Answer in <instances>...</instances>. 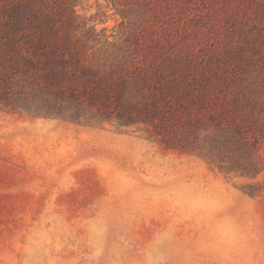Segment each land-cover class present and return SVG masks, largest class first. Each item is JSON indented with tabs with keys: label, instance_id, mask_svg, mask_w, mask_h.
Segmentation results:
<instances>
[{
	"label": "trees",
	"instance_id": "1",
	"mask_svg": "<svg viewBox=\"0 0 264 264\" xmlns=\"http://www.w3.org/2000/svg\"><path fill=\"white\" fill-rule=\"evenodd\" d=\"M106 3L121 18L111 33L79 0H0V111L142 128L166 149L256 177L264 0Z\"/></svg>",
	"mask_w": 264,
	"mask_h": 264
},
{
	"label": "rangeland",
	"instance_id": "2",
	"mask_svg": "<svg viewBox=\"0 0 264 264\" xmlns=\"http://www.w3.org/2000/svg\"><path fill=\"white\" fill-rule=\"evenodd\" d=\"M77 11L118 30L106 0ZM0 264H264V169L227 175L142 128L0 111Z\"/></svg>",
	"mask_w": 264,
	"mask_h": 264
}]
</instances>
